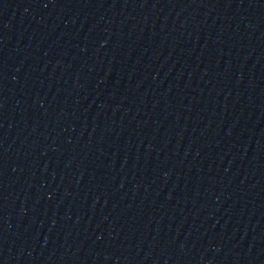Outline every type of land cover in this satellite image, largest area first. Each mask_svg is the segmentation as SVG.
Segmentation results:
<instances>
[{
    "label": "water",
    "instance_id": "obj_1",
    "mask_svg": "<svg viewBox=\"0 0 264 264\" xmlns=\"http://www.w3.org/2000/svg\"><path fill=\"white\" fill-rule=\"evenodd\" d=\"M0 264H264V0H0Z\"/></svg>",
    "mask_w": 264,
    "mask_h": 264
}]
</instances>
